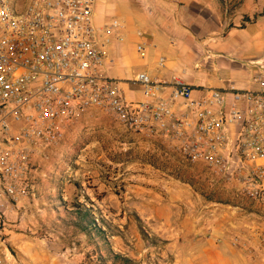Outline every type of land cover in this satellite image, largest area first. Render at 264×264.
<instances>
[{"label": "built area", "instance_id": "2783aa9c", "mask_svg": "<svg viewBox=\"0 0 264 264\" xmlns=\"http://www.w3.org/2000/svg\"><path fill=\"white\" fill-rule=\"evenodd\" d=\"M96 0H0V264H10L7 213L34 199L36 161L91 109L122 127L165 140L221 184L264 204V58L245 90L199 97L178 78L134 76L144 98L129 101L105 77L115 25L97 26ZM158 68L163 67L159 59Z\"/></svg>", "mask_w": 264, "mask_h": 264}, {"label": "rangeland", "instance_id": "374dc122", "mask_svg": "<svg viewBox=\"0 0 264 264\" xmlns=\"http://www.w3.org/2000/svg\"><path fill=\"white\" fill-rule=\"evenodd\" d=\"M151 138L97 109L70 123L35 163L34 205L29 201L17 217L6 214L10 264H209L216 258L208 241L217 224L231 228L234 206H241L235 190ZM74 207L92 217L104 240L74 227Z\"/></svg>", "mask_w": 264, "mask_h": 264}, {"label": "crops", "instance_id": "0c3cea01", "mask_svg": "<svg viewBox=\"0 0 264 264\" xmlns=\"http://www.w3.org/2000/svg\"><path fill=\"white\" fill-rule=\"evenodd\" d=\"M95 14L97 26L113 24L121 37L108 46L104 75L129 101L155 102L134 82L138 73L162 83L164 99L172 77L194 97L245 90L255 73L251 62L264 58V0H96ZM224 186L241 206H234L231 228L217 224L212 231L216 258L209 264H264V204Z\"/></svg>", "mask_w": 264, "mask_h": 264}, {"label": "trees", "instance_id": "16d2710c", "mask_svg": "<svg viewBox=\"0 0 264 264\" xmlns=\"http://www.w3.org/2000/svg\"><path fill=\"white\" fill-rule=\"evenodd\" d=\"M74 210L75 213L73 215L77 218V221L74 223V227L86 234L88 238L92 236V233H94L99 239L104 240L102 231L95 228L94 222L91 220L92 217H90L89 214H84L75 207Z\"/></svg>", "mask_w": 264, "mask_h": 264}]
</instances>
